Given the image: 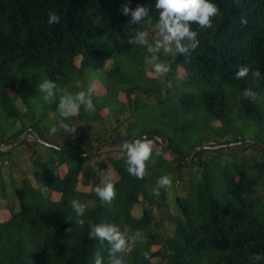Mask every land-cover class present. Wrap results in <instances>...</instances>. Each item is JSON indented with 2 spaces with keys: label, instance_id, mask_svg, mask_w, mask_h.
<instances>
[{
  "label": "trees",
  "instance_id": "16d2710c",
  "mask_svg": "<svg viewBox=\"0 0 264 264\" xmlns=\"http://www.w3.org/2000/svg\"><path fill=\"white\" fill-rule=\"evenodd\" d=\"M125 2L0 0V144L16 143L24 130L33 135L0 149V209L9 210L0 220V264H93L97 252L107 264V243L88 238L89 225L101 223L118 224L132 237L126 264H253L250 257L264 255V0H212L220 9L212 27L191 25L199 47L187 59L162 53L171 68L166 77L148 76L146 49L127 43L129 17L119 11ZM137 4L151 9L154 26L155 0H131V7ZM50 10L60 16L58 24L47 23ZM153 26L145 21L136 27L149 33ZM108 59L112 65L105 71ZM241 65L261 71L258 86L251 74L235 78ZM180 66L187 70L185 80L176 77ZM93 76L107 92L93 95L94 111L82 106L67 120L38 90L48 78L74 94ZM246 87L261 99L244 98ZM105 109L109 112L102 117ZM21 119L27 124L17 126ZM77 120H99L100 126L75 135L50 134L51 126H73ZM199 125L209 137L189 144L188 135ZM247 127L254 128L255 141L244 140ZM144 135L153 141V156L148 175L137 179L126 170L122 144ZM111 138L117 139L108 142ZM100 144L120 147L119 157L108 158L117 174L111 203L93 191L102 184L90 166L92 161L98 166L101 148L92 150ZM222 144L190 158L198 145ZM164 174L173 177V188L156 197L152 189ZM30 176L41 184L35 187ZM78 183L90 189L79 190ZM72 199L86 204L82 217L71 208ZM138 204L142 212L135 216Z\"/></svg>",
  "mask_w": 264,
  "mask_h": 264
},
{
  "label": "clouds",
  "instance_id": "9594fccd",
  "mask_svg": "<svg viewBox=\"0 0 264 264\" xmlns=\"http://www.w3.org/2000/svg\"><path fill=\"white\" fill-rule=\"evenodd\" d=\"M239 3V0H235ZM155 10L157 18L153 26V17L151 9L142 4H137L131 7V0L121 5L119 11L121 15L128 16L129 32L126 33L127 43L130 45L143 46L147 53L146 63L152 66L153 71L160 77H166L171 71L169 63L161 60L160 54L171 56L175 60L177 55H184L186 59L196 48L199 47L200 40L198 32L193 30L191 25L196 24L201 29L212 27L213 18L220 15L219 7L212 0H155ZM153 26V33L149 38V33L136 27L142 22ZM60 22V16L55 11L48 12L47 23L55 25ZM241 24L246 25L247 19L241 16ZM251 74L254 86H258L257 82L262 79V74L259 69H250V67L241 65L234 73L236 79H244ZM163 85L165 81L160 80ZM167 87H172V81H167ZM38 90L42 93V100L46 104H57V112L63 120L77 116L83 106L86 112L95 110L93 103V95L96 89L92 86L76 93L62 89L56 82L51 79L44 78L38 85ZM242 96L253 102L261 99L258 93L252 87H246ZM58 97V103H57ZM65 134H76V126L61 124L58 129L56 125L51 126L50 134L55 135L58 131ZM122 150L126 152V170L135 176L137 179H144L148 175L147 162L153 156V141L147 136H136L126 139L122 144ZM160 155L159 151L155 153ZM87 157V153L84 152ZM90 166L97 172L100 170L96 162H90ZM173 188V177L170 174L161 175L156 182V186L152 189L154 196L161 195V189L171 193ZM93 191L102 202L111 203L116 196L115 185L111 180L102 182L94 187ZM71 208L76 213L77 217L84 215L86 204L78 199L71 200ZM71 222L68 218H66ZM76 223L83 226L85 221L77 219ZM88 238H98L102 243H107V264H126L125 256L133 250V245L130 243L132 237L126 235L118 224L101 223L90 224ZM70 231V227L67 232ZM147 258V253H145ZM253 264H261L264 262V255L259 253L250 257ZM93 264H104V258L99 252L94 257Z\"/></svg>",
  "mask_w": 264,
  "mask_h": 264
},
{
  "label": "rangeland",
  "instance_id": "374dc122",
  "mask_svg": "<svg viewBox=\"0 0 264 264\" xmlns=\"http://www.w3.org/2000/svg\"><path fill=\"white\" fill-rule=\"evenodd\" d=\"M153 31V28L150 30L149 34H152L151 32ZM161 56V60L164 61V56H162V53L160 54ZM145 62H146V59H145ZM75 63L76 65H79L80 63V57H77L75 59ZM111 65H112V60L111 59H108L105 64H104V67H103V70L107 71L111 68ZM144 70L146 71V74L150 77H157L158 74H156L153 69H152V66L147 64L145 65L144 67ZM176 71V77L179 78V79H182V80H185L188 78L187 76V70L184 69V67L180 66V67H177V69H175ZM89 86H92L96 89V92L95 94L96 95H102V94H105L107 92V89L105 87V85L100 82L97 78H95V76L93 77H90L88 81H86L85 85H84V89L86 90L87 87ZM188 89H192V85H190L189 87H187ZM11 96L16 100V103L23 109V110H26L28 109L27 105L22 103L20 101V99L18 98V96L14 93H11ZM109 111L107 109L105 110H101V116L102 117H105L107 116V113ZM49 113V116L52 117V112H48ZM20 123H23L24 125L27 124V122L23 121V119L19 120L16 124L17 126L20 125ZM212 124L213 125H220L219 122H213L212 121ZM73 126H76V131H79V132H93L94 130H96L97 128H99L100 126V121L96 120V121H89V122H81L79 120H77V122L73 125ZM254 132V128L253 127H247L244 131V140H248V141H255L254 137H253V133ZM22 134L20 135V138H21ZM32 134L31 135H26L25 137L27 138H32ZM209 137V133L207 130L205 129H202V127L199 125L197 128H195L194 130L191 131V133L188 135L187 137V142L189 144H194V143H198L199 141H201L202 139L204 140L205 138ZM159 140V145L158 144H155L154 146L155 147H160V142H161V139L158 138ZM18 142V141H17ZM12 145V144H11ZM0 147H2V145L0 144ZM99 148H101V154L96 158L97 160V163H98V167L100 170H102L100 172V178H101V181L104 182V181H107V180H115L117 178V174L116 172L114 171V169L112 168V166L110 165V162L108 160L109 157H119L121 155L120 153V147L118 144H103L102 146H100ZM20 150V149H19ZM30 155V150L29 149H25L23 152H22V156L24 158H27L28 156ZM65 171V167L64 166H61L60 167V172H64ZM30 179H31V182L32 184L35 186V187H38L40 184H41V180L35 176H30ZM77 188L79 190H84V191H88L90 189V186H84V185H81L80 183H78L77 185ZM53 198H58L59 197V194H55L53 193L52 194ZM141 198V197H140ZM142 205L141 204H138L136 205L134 208H133V214L135 216H139L141 214V210H142ZM9 216V210L7 208H2L0 209V220H4L6 218H8Z\"/></svg>",
  "mask_w": 264,
  "mask_h": 264
},
{
  "label": "water",
  "instance_id": "95a60500",
  "mask_svg": "<svg viewBox=\"0 0 264 264\" xmlns=\"http://www.w3.org/2000/svg\"><path fill=\"white\" fill-rule=\"evenodd\" d=\"M32 133H33V130L32 129H29ZM27 130H24L23 131V133H22V136H21V138L18 140V142H16V143H14V144H12V145H9V146H4V145H2V147H0V149H2V150H5V149H9V148H11V147H13V146H15V145H17V144H19V143H21L23 140H24V138H25V136L27 135ZM148 136V135H147ZM36 138L39 140V141H41V142H43L40 138H38L37 136H36ZM159 138H161V137H159ZM113 139H117V138H111V139H109L108 140V142L109 141H112ZM245 141H248V140H245ZM238 143H243V141H239ZM103 144H100V145H98V146H96L92 151L94 152L95 150H97L100 146H102ZM220 146H225L224 144H222V145H216V146H206V145H198V146H196L194 149H193V151H192V153H191V155H190V158L195 154V152H197V151H199V150H202V149H205V148H208V147H210V148H217V147H220ZM173 154H175L174 152H172ZM189 161H187V163H188Z\"/></svg>",
  "mask_w": 264,
  "mask_h": 264
}]
</instances>
